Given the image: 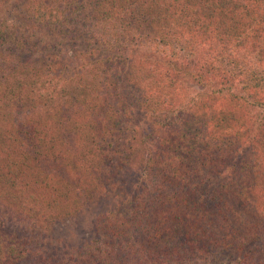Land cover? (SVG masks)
<instances>
[{"label": "trees", "instance_id": "trees-1", "mask_svg": "<svg viewBox=\"0 0 264 264\" xmlns=\"http://www.w3.org/2000/svg\"><path fill=\"white\" fill-rule=\"evenodd\" d=\"M247 48L264 64V0H0V185L17 196L0 213V264H183L211 243L239 254L247 244L239 263L252 264L264 217L259 226L243 214L251 204L264 215V69L240 62ZM42 102L52 120L34 117ZM92 103L102 117L91 128L104 133L94 155L107 159L112 145L123 174L136 163L130 182L65 172L67 161L21 172L14 148L44 141L56 156L47 140L73 121L81 137ZM136 112L149 124L143 138L117 137V121ZM21 117L30 130L17 139ZM201 169L215 177L205 198L207 178L192 183Z\"/></svg>", "mask_w": 264, "mask_h": 264}, {"label": "rangeland", "instance_id": "rangeland-1", "mask_svg": "<svg viewBox=\"0 0 264 264\" xmlns=\"http://www.w3.org/2000/svg\"><path fill=\"white\" fill-rule=\"evenodd\" d=\"M27 46V45H26ZM28 47V46H27ZM31 49V48H30ZM68 52V50H67ZM254 58L252 52L249 50V48H247V50L244 51V54H242V57H240L241 61L240 62H244L245 65L249 64V63H254L256 64V61L254 60L251 61ZM255 59V58H254ZM260 63V62H259ZM243 64V63H242ZM238 68L240 67H235L234 70H238ZM260 70L264 69V64L260 63ZM66 98L70 97L68 94L65 95ZM179 100H181L180 98H176L173 100L176 101L174 104H172L171 110L173 111L174 114H176V112H178V104L177 102H179ZM94 103L89 104L87 107H85V114L83 116V119L85 120L84 123H86V125H84V128H87V130H85L84 132H82L80 135L81 137H79V135H77V137L75 136L76 134H73L74 136L71 137L72 131L74 129H76L77 124L76 122H72L70 123L69 127L65 129H68V132H70V135L67 136L68 133H66V130H62V136H58L55 137L53 139H48V143H52L51 145H55V146H59L58 149H56V156H54L53 154H48L45 151V142L42 141L40 143V146L38 145V143L36 142H32V143H24L23 146L25 147L27 153L23 152L22 150L18 151V154H16V149L14 148L13 145H8V144H15V142H12L13 140L11 139V137L6 136V141L5 144L6 148L9 147L8 151H10L13 149V154L12 159L15 161V163L17 162V165H19V167L21 168V172H25L26 170H28L27 168H33L34 170L39 167L40 165H45L47 168H50L52 171H55V169L60 166L59 164H61L60 162H64L67 163L69 162L68 168H66L64 171H68L69 169H73L76 168V170H78L79 168H81L82 170L86 171V172H90V171H94V174L97 175V177L99 178V180L104 181V180H127L128 182L131 181L133 174H131V171L136 168V163L135 164H131L132 168L131 171L128 173L124 172V168L122 167V165H119L120 161L119 159L113 157L114 155V151H113V147L111 145V149L108 153V158L107 159H100V157H96L94 154H98L97 151L99 149L100 143L103 142L102 139H100L101 137L99 135H104V133H100V132H94V128H91L94 124V122L96 121L95 117L99 116L102 117V115H99L95 113L94 111ZM49 108V103L48 104H44L43 102L41 104L38 105V110L40 113H34V117L37 118V120H42V118L44 119V121H49L52 120V117L49 116V119L44 118L45 115L44 112L46 109ZM61 113H58V117H55V120L53 122V126H59L61 127V123L64 121L62 117H60ZM107 115V114H106ZM141 116V117H139ZM32 117V116H31ZM58 118V119H57ZM20 124L18 125V130L16 131V135H17V139H23V137L26 135L24 134V132H29V128H27L23 121H22V117L20 118ZM57 119V120H56ZM33 120V117H32ZM88 120H91L88 123ZM77 121V120H76ZM115 123V121H114ZM106 124V121L103 123ZM117 130L119 133V138L122 139V135H129L131 136V138H133L135 140V138L133 137V135H136V138H138V140H141L143 138L144 132H146L147 127H148V123H147V117L144 116V112H136L133 115H131L129 118L120 120L119 122L117 121ZM158 127L160 128V124H157ZM113 128H116L114 126V124L112 125ZM104 128H108L107 126H105ZM28 129V130H27ZM158 130V129H156ZM98 131H102V130H98ZM115 131V132H116ZM123 133V134H122ZM56 134L59 135L58 132H56ZM97 136V143L98 144H94L93 142V138L92 139H88L90 135ZM66 137V138H65ZM29 138H31V136H29ZM27 138V139H29ZM65 138V139H64ZM47 139V138H46ZM36 141V140H35ZM46 141V142H47ZM8 143V144H6ZM61 143V144H60ZM73 143V145H72ZM36 145V148H44L41 149L40 152H34V146ZM99 145V146H98ZM101 147V146H100ZM17 148V147H16ZM16 154V155H15ZM104 154V153H103ZM60 158L63 159V161H60ZM6 160V159H5ZM4 158H1L0 160V168L3 166L4 162H5ZM4 161V162H3ZM67 161V162H66ZM73 163V164H72ZM58 165V166H57ZM4 169V168H3ZM207 171V174H203L204 171L203 169H201L198 173H196L194 175V179L192 183H196L199 180H202L203 178L206 180V184H202V185H198L202 190L203 193L202 196L203 198L206 197V195H210V190L211 188L214 189V185L211 183V179L215 178L214 177V173L211 171ZM130 174V175H129ZM140 175H143L142 172H139ZM181 177V176H180ZM180 177H177L176 179V190L177 189V183L180 184L181 180H186V178L182 179ZM120 181H116L115 184L117 185V182ZM201 182V181H200ZM115 186H111L110 184L106 185L109 189H110V193L112 195L116 194ZM181 185V184H180ZM81 186V185H80ZM207 186V187H206ZM198 187V188H199ZM175 188L172 186L171 189L172 191H175ZM199 188V190H200ZM14 189L11 190L8 186H6V184L4 185H0V213L3 214L5 209L7 208H12L15 206V204L17 203V201L15 202L17 196L14 193ZM95 189V188H93ZM96 190V189H95ZM199 192V191H198ZM195 194L198 195L197 190L195 192ZM34 195V193H33ZM81 196V194H74L73 199H71L70 201L79 198ZM119 196V195H118ZM179 196V195H178ZM120 197V196H119ZM171 198V196H170ZM177 196H173L171 199L175 200L177 199ZM170 201V200H169ZM15 202V203H13ZM255 209V212H254ZM258 212H260V209L258 208V206H255L253 208V206L248 205L247 209H244V213L243 217L245 216L246 220L254 222V224H258L260 226L261 224V218L264 217L263 216H259ZM242 214V213H241ZM250 214V215H249ZM256 214V217H254L253 215ZM238 213L235 214H231L227 217L226 219V224H223V228L222 231L226 234L229 235L231 234L234 230H233V224L234 223H239V221L237 220V216ZM7 217V218H6ZM8 216L6 215H2L0 218V223H4L5 225L8 224ZM236 221V222H235ZM231 222V224H230ZM247 223V222H246ZM218 232V229L216 227H214ZM204 229L206 230L205 235L212 234V232L214 233L215 231L213 229H211L209 227V225L207 227H204ZM248 228L245 227V231H247ZM211 237V236H210ZM212 245V247H211ZM210 247L208 248H212V251L210 252V250L205 251L204 253H202V255H197L195 256L194 254L190 255V257H184L183 259V264H191V263H200L203 264V256L207 258L209 264H240L239 262L241 254L244 253L247 249V244H245V246L243 247L241 253L239 254L237 251L233 252V251H217L218 248L214 243H211ZM155 252L159 250V248H154ZM224 252V253H223ZM261 254H263L262 258ZM254 257L250 258V262L252 264L256 263V260L258 261H263L264 260V245H258L253 252L251 253ZM245 261L242 260V263H244Z\"/></svg>", "mask_w": 264, "mask_h": 264}]
</instances>
